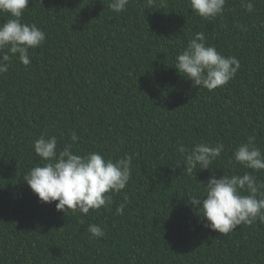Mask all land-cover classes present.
I'll use <instances>...</instances> for the list:
<instances>
[{"label": "trees", "instance_id": "trees-1", "mask_svg": "<svg viewBox=\"0 0 264 264\" xmlns=\"http://www.w3.org/2000/svg\"><path fill=\"white\" fill-rule=\"evenodd\" d=\"M110 2L29 0L24 11L46 40L29 50L28 66L14 58L0 74V264H264V223L220 234L187 198L211 176L242 174L232 154L249 136L264 151V0H226L212 19L190 0H129L120 13ZM8 18L0 13V23ZM198 32L240 63L211 92L174 67ZM73 132L74 154L132 156L131 179L109 208L58 212L23 180L41 162L35 140L55 135L62 149ZM177 142L224 150L189 175ZM89 224L105 236L92 237Z\"/></svg>", "mask_w": 264, "mask_h": 264}, {"label": "clouds", "instance_id": "clouds-1", "mask_svg": "<svg viewBox=\"0 0 264 264\" xmlns=\"http://www.w3.org/2000/svg\"><path fill=\"white\" fill-rule=\"evenodd\" d=\"M129 0H111L109 8L120 13ZM226 0H190L191 10L202 18L212 19L223 14ZM29 0H0V13L8 19L0 23V74L6 73L12 60L18 59L24 66L31 63L29 50L41 46L46 35L36 24L22 22ZM251 12L254 5L246 4ZM175 69L196 87L213 91L234 78L240 67L234 56H224L206 42L203 32L195 33L186 47L175 57ZM79 140L75 132L71 141L58 148L55 135L42 134L33 142L34 153L40 163L23 176L39 202L55 203L58 212L70 210L88 214L90 210L109 208L112 195L125 189L131 179L132 156L125 154L113 160L97 151L74 154L73 144ZM255 137L249 136L232 154L235 165L245 171L242 174L211 176L200 183L203 191L188 195V204L197 212L205 228L227 234L241 224L255 221L264 223V181L254 173L264 171V151L256 145ZM176 150L183 160L184 171L191 175L194 170H208L220 157L224 145L195 143L190 149L177 142ZM251 170V171H249ZM127 197L116 208L123 215ZM87 231L94 238H102L105 232L99 225L89 224Z\"/></svg>", "mask_w": 264, "mask_h": 264}]
</instances>
